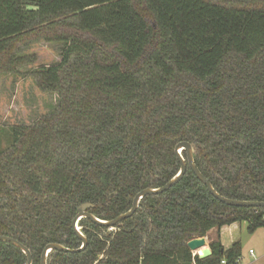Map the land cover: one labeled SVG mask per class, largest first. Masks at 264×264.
Here are the masks:
<instances>
[{
	"label": "trees",
	"instance_id": "16d2710c",
	"mask_svg": "<svg viewBox=\"0 0 264 264\" xmlns=\"http://www.w3.org/2000/svg\"><path fill=\"white\" fill-rule=\"evenodd\" d=\"M39 41L61 44L57 63L29 72L57 105L0 149V235L32 264L48 244L80 247L82 205L109 221L164 186L182 141L200 145L194 163L218 194L264 202V0H0V76L31 63L19 53ZM261 210L220 203L187 168L122 228L79 221L85 249L46 264L234 263L239 241L224 249L217 236L204 259L186 243L237 222L253 233ZM0 264L26 257L0 242Z\"/></svg>",
	"mask_w": 264,
	"mask_h": 264
},
{
	"label": "rangeland",
	"instance_id": "374dc122",
	"mask_svg": "<svg viewBox=\"0 0 264 264\" xmlns=\"http://www.w3.org/2000/svg\"><path fill=\"white\" fill-rule=\"evenodd\" d=\"M60 52L61 44L44 41L29 44L19 55L30 57L31 63L18 68V74L0 76V149L6 148L12 127L30 126L55 109L57 95L40 92L29 77V72L57 63ZM232 236L234 241L241 244L242 264H264V228L249 233L245 222L236 223ZM228 240L229 235H224L226 246ZM249 249L253 251L252 257L248 253Z\"/></svg>",
	"mask_w": 264,
	"mask_h": 264
},
{
	"label": "water",
	"instance_id": "95a60500",
	"mask_svg": "<svg viewBox=\"0 0 264 264\" xmlns=\"http://www.w3.org/2000/svg\"><path fill=\"white\" fill-rule=\"evenodd\" d=\"M198 148H200V145H196L195 143H189L186 141L177 143L174 148L175 157L179 162V170L177 171V173L164 186L159 188H147L137 193L133 198L131 208L127 212L119 215L113 220H109V221L102 220L90 214L88 210L92 208L91 204H84L81 207H79L77 209L76 216L71 222V227L74 235L81 242L80 247L78 249L73 250L60 244H48L44 247L41 253L40 264H46V259L49 253H51L52 251H58L64 253H79L85 249L87 245V239L85 235L82 233L81 228L78 226L79 221H81L82 219H87L92 224L107 229H111L115 227L122 228L121 222L131 217L134 214L142 198H144L145 196L157 195L167 191L182 179L187 168H189L194 174V176L202 183V185H204L207 192L220 203L226 206L237 207V208H264V202L232 200L218 194L214 190L212 185L207 181V179L200 173V171L197 169L194 163V156ZM183 152L185 153V156L182 154ZM0 242L9 243L12 246L16 247L17 249H19L26 257V264H32L31 252L23 244H21L17 240L12 239L11 237L1 236V235H0ZM186 246L190 252H196L200 250V255H198L199 259H204L211 255L210 248L207 246L206 239L204 237L194 238L188 241L186 243Z\"/></svg>",
	"mask_w": 264,
	"mask_h": 264
},
{
	"label": "crops",
	"instance_id": "0c3cea01",
	"mask_svg": "<svg viewBox=\"0 0 264 264\" xmlns=\"http://www.w3.org/2000/svg\"><path fill=\"white\" fill-rule=\"evenodd\" d=\"M239 223V222H237ZM243 223V222H242ZM236 225V223H232L230 225H225V226H222L219 230L217 229H212L208 232L207 236L205 237L206 239V244L208 246V244L210 243V241L214 240L217 236H219V240H220V243L221 245L223 246L224 249H228L232 243L236 242L234 241V238L232 236V232H233V227ZM247 225V224H246ZM255 232V231H254ZM227 233V234H226ZM211 235L210 237L208 235ZM224 235H229V240L226 241L228 244V246H226L224 244ZM209 247V246H208ZM249 250H252V249H249ZM248 250V251H249ZM241 254H242V247H241Z\"/></svg>",
	"mask_w": 264,
	"mask_h": 264
},
{
	"label": "built area",
	"instance_id": "2783aa9c",
	"mask_svg": "<svg viewBox=\"0 0 264 264\" xmlns=\"http://www.w3.org/2000/svg\"><path fill=\"white\" fill-rule=\"evenodd\" d=\"M261 217H262V219H263V221H264V208H262V210H261ZM192 253V258H194L195 256H198V255H200V250H198V251H196V252H191ZM248 253H249V255L252 257V255H253V251L252 250H249L248 251ZM100 258V257H99ZM241 257H238L236 260H235V262L234 263H229L226 259H221L220 260V262L218 263V264H242L241 263ZM192 264H195L194 263V261H192Z\"/></svg>",
	"mask_w": 264,
	"mask_h": 264
},
{
	"label": "flooded vegetation",
	"instance_id": "af4514ba",
	"mask_svg": "<svg viewBox=\"0 0 264 264\" xmlns=\"http://www.w3.org/2000/svg\"><path fill=\"white\" fill-rule=\"evenodd\" d=\"M184 153V152H183ZM182 153V154H183ZM185 156V153L183 154ZM107 229V228H106ZM116 227L115 228H111V229H107V234L111 233L112 231H115ZM50 254V253H49ZM49 256V255H48ZM48 258V257H47ZM46 262H47V259H46Z\"/></svg>",
	"mask_w": 264,
	"mask_h": 264
}]
</instances>
